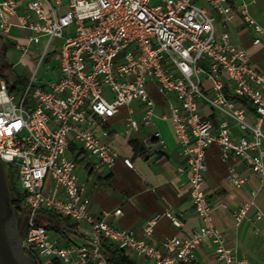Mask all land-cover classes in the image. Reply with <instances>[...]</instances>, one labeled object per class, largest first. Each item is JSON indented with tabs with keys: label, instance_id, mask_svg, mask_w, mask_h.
<instances>
[{
	"label": "built area",
	"instance_id": "obj_1",
	"mask_svg": "<svg viewBox=\"0 0 264 264\" xmlns=\"http://www.w3.org/2000/svg\"><path fill=\"white\" fill-rule=\"evenodd\" d=\"M151 1L65 0L61 9L58 3L37 0L18 14L17 0H0V36L7 39L13 28L25 32V45L16 43L15 50L22 56L29 55L31 46L37 50L35 67L22 88L11 90L12 80L0 77V162L13 172L22 196V249L32 264H109L100 253L102 240L153 264H192L207 239L220 264H248L225 245L203 186L206 151L213 144L224 159L239 158L264 180V72L224 29L239 17L251 32V44L264 46V27L252 16L249 0ZM215 15L222 19V31ZM54 40L60 42L58 50ZM43 64L55 73L50 78L39 77ZM150 83L163 95L173 93L179 104L170 105L165 118L184 158L175 168L188 176V197L200 221L190 237L164 238L160 244L149 240L157 221L166 217L179 229L182 220L170 212L157 214L138 237L134 230L106 221L120 216V208L91 214L86 184L76 175L77 159L68 155L73 148L85 160L95 159L111 170L121 156L111 144L108 122L120 107L138 102L143 116L129 117L121 134L150 127L155 117ZM201 106L210 110L216 124L202 115ZM249 108L253 124L247 120ZM153 137L163 144L158 131ZM122 161L133 169L129 158ZM229 178L235 189L243 188L245 179L238 172L230 170ZM249 206L242 203L235 210L236 224ZM42 214L76 224L78 235L67 232V241L56 229L60 237L51 239Z\"/></svg>",
	"mask_w": 264,
	"mask_h": 264
},
{
	"label": "crops",
	"instance_id": "obj_2",
	"mask_svg": "<svg viewBox=\"0 0 264 264\" xmlns=\"http://www.w3.org/2000/svg\"><path fill=\"white\" fill-rule=\"evenodd\" d=\"M31 1L37 0H17L18 14H24L26 3ZM49 1L58 3L61 9L65 5V0ZM249 2L252 16L264 27V0ZM215 18L217 30L222 31L221 17L215 15ZM224 29L234 45L246 50L251 64L264 72V46L251 44V32L244 22L236 17ZM13 30L19 31L13 28L11 32ZM19 32L25 39L26 33ZM0 39L6 44V36H0ZM148 93L155 105L153 124L146 128L140 127L135 133L122 135L127 119L132 117L139 120L143 116L144 107L138 102H132L129 107H120L116 116L109 120L107 128L112 134L111 144L119 151L121 159L108 170L95 159L85 160L81 156L76 175L86 184L90 213L100 216L103 212L113 213L120 208V216L110 215L106 221L118 228L134 230L138 237L142 236L145 222L157 214L170 212L182 220L184 226L179 229L166 217L157 221L149 240L160 244L164 238L190 237L200 226V221L188 197V176L178 173L175 168V164L183 163L184 158L179 154L171 123L165 118L169 106L178 107L179 104L173 93L163 95L158 92L155 84L148 85ZM201 113L216 124V118L207 107L201 106ZM247 120L251 124L256 121L251 108L248 110ZM262 129L264 132V121ZM155 131L160 133L163 144L153 137ZM231 131L235 138L240 137L234 126H231ZM262 150L264 152V143ZM78 154L73 148L68 152L70 156L77 157ZM124 158L132 161L133 169L124 165ZM206 164L203 190L215 208V226L221 230L225 245L235 249L237 258L248 264H264V180L251 172L239 158L230 155L224 159L215 144L206 151ZM232 169L245 179L240 190L235 189L230 181L229 172ZM242 203L250 206L241 222L236 224L234 212ZM258 212L260 218L257 220L255 217ZM70 235H78L76 228L70 230ZM65 243L60 241L61 245ZM125 254L133 264H153L151 261L146 262L142 258ZM194 263L220 264L210 240H204L198 246Z\"/></svg>",
	"mask_w": 264,
	"mask_h": 264
},
{
	"label": "rangeland",
	"instance_id": "obj_3",
	"mask_svg": "<svg viewBox=\"0 0 264 264\" xmlns=\"http://www.w3.org/2000/svg\"><path fill=\"white\" fill-rule=\"evenodd\" d=\"M159 0H152L151 5L157 4ZM21 32L13 30L6 39L5 42H2V49L0 51V77L7 80H15V79H25L27 78L30 73L32 72L33 68L35 67L36 60L35 55L37 54V50L35 46L30 47V53L28 56H22L21 53L17 52L14 48L16 43L25 45L26 40L23 36H20ZM44 43V40H43ZM53 45L56 46L57 50L59 48L60 42L58 40L53 41ZM40 47V46H39ZM5 53V54H4ZM57 56V52L53 54V57ZM11 65H14L11 67ZM55 74V73H54ZM53 72L50 73L45 70L44 64L41 66L39 70V77H47L50 78L51 75H54ZM6 173L11 176L13 173L9 167L5 166ZM13 175V174H12ZM44 218L41 219V223L43 225H47L48 234L51 239L55 237H60L59 234L56 232L55 227L58 226L57 224H63L64 221H59L53 218L51 215L42 214ZM65 240V238H63ZM66 242V241H65Z\"/></svg>",
	"mask_w": 264,
	"mask_h": 264
},
{
	"label": "trees",
	"instance_id": "obj_4",
	"mask_svg": "<svg viewBox=\"0 0 264 264\" xmlns=\"http://www.w3.org/2000/svg\"><path fill=\"white\" fill-rule=\"evenodd\" d=\"M25 83H26L25 79H15V80H12L11 82H8L11 90L22 88L25 85ZM81 156H82L81 153L77 155L76 157L77 163L81 160ZM6 177L8 181L11 205H15L17 209H20V205L22 203V196L15 188L12 174L11 176H9L6 173ZM52 217L55 218L56 220L64 221L63 223L64 228H61L60 226H56L55 229H57L61 233H64V237L67 241H71L69 237L66 236V234H68L70 230L75 229L76 224H70L66 220H61L60 218H57L55 216H52ZM65 230L67 231L69 230L68 233ZM100 253L102 254V256L105 258V260L109 264H133L129 260V258L126 256L125 252L113 247L112 245L107 243L105 240H102L100 242ZM192 264H196V263H192Z\"/></svg>",
	"mask_w": 264,
	"mask_h": 264
},
{
	"label": "water",
	"instance_id": "obj_5",
	"mask_svg": "<svg viewBox=\"0 0 264 264\" xmlns=\"http://www.w3.org/2000/svg\"><path fill=\"white\" fill-rule=\"evenodd\" d=\"M10 213V193L6 173L0 162V264H18L5 229Z\"/></svg>",
	"mask_w": 264,
	"mask_h": 264
},
{
	"label": "flooded vegetation",
	"instance_id": "obj_6",
	"mask_svg": "<svg viewBox=\"0 0 264 264\" xmlns=\"http://www.w3.org/2000/svg\"><path fill=\"white\" fill-rule=\"evenodd\" d=\"M2 41L0 39V51L2 49ZM7 180V177H6ZM8 184V181H7ZM11 213L6 220L5 229L10 245L13 249L15 258L18 264H32L31 261L24 255L22 249V240L25 235V214L20 212L15 205H11Z\"/></svg>",
	"mask_w": 264,
	"mask_h": 264
}]
</instances>
